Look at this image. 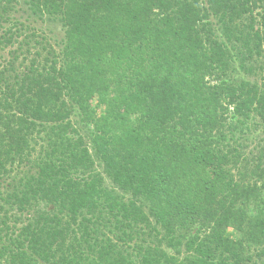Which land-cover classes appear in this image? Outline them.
I'll return each mask as SVG.
<instances>
[{"label":"trees","instance_id":"trees-1","mask_svg":"<svg viewBox=\"0 0 264 264\" xmlns=\"http://www.w3.org/2000/svg\"><path fill=\"white\" fill-rule=\"evenodd\" d=\"M12 47L0 264L264 257V83L229 75L264 74V0H0Z\"/></svg>","mask_w":264,"mask_h":264},{"label":"rangeland","instance_id":"rangeland-1","mask_svg":"<svg viewBox=\"0 0 264 264\" xmlns=\"http://www.w3.org/2000/svg\"><path fill=\"white\" fill-rule=\"evenodd\" d=\"M34 27L37 28L36 30V39L40 42H44L42 45L38 44L36 45L34 42L28 47V49L30 50V53H26L27 57H29V59L31 58H44V56L46 55V51L47 49L50 50V49H54L56 51H58V46L55 44L54 42V38L53 37H57V33L60 34L57 30H55V28L53 27L52 24H46V25H40V24H33ZM55 32L54 35H52V33ZM34 38V39H35ZM44 48H46L45 50H43ZM16 48H7L4 52L1 53L0 55V66L4 65L6 66L7 65V62L9 61L10 59V56H9V51L10 50H14ZM40 53V55L38 54ZM21 60V59H20ZM260 61L256 62L255 66H259L260 64H258ZM230 70L232 71H235L233 68H230ZM233 77H237L238 80H240V78L242 79H246L252 83H258V84H262L264 83V74L259 71L257 69L256 71V74H246L244 72H240V75L238 74V72H233V73H230L229 72V75H231ZM31 167V166H30ZM30 167L29 166H24L22 169V171L24 173H27V172H30V173H34L36 172V167L34 170H30ZM17 171V170H16ZM11 177H15V171L13 172V174L11 175ZM9 177L6 179V185L14 182V180ZM110 182L108 181L107 184H109ZM4 188H6V186H4ZM255 262H257V264H264V257L263 258H258V257H255Z\"/></svg>","mask_w":264,"mask_h":264},{"label":"clouds","instance_id":"clouds-1","mask_svg":"<svg viewBox=\"0 0 264 264\" xmlns=\"http://www.w3.org/2000/svg\"><path fill=\"white\" fill-rule=\"evenodd\" d=\"M253 214H254V212H253Z\"/></svg>","mask_w":264,"mask_h":264}]
</instances>
